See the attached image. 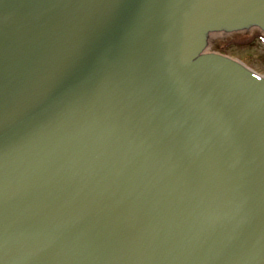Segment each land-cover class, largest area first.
Masks as SVG:
<instances>
[{"label": "water", "instance_id": "1", "mask_svg": "<svg viewBox=\"0 0 264 264\" xmlns=\"http://www.w3.org/2000/svg\"><path fill=\"white\" fill-rule=\"evenodd\" d=\"M264 0H0V264H264V77L209 35Z\"/></svg>", "mask_w": 264, "mask_h": 264}, {"label": "rangeland", "instance_id": "2", "mask_svg": "<svg viewBox=\"0 0 264 264\" xmlns=\"http://www.w3.org/2000/svg\"><path fill=\"white\" fill-rule=\"evenodd\" d=\"M229 43L237 45H232L225 53L222 52ZM205 51L228 56L264 77V34L259 29L215 36L210 34Z\"/></svg>", "mask_w": 264, "mask_h": 264}, {"label": "trees", "instance_id": "3", "mask_svg": "<svg viewBox=\"0 0 264 264\" xmlns=\"http://www.w3.org/2000/svg\"><path fill=\"white\" fill-rule=\"evenodd\" d=\"M232 45H237V44L236 43H229V44L225 45V47H224L225 49L221 50V51L225 53L228 50V48L231 47Z\"/></svg>", "mask_w": 264, "mask_h": 264}, {"label": "bare ground", "instance_id": "4", "mask_svg": "<svg viewBox=\"0 0 264 264\" xmlns=\"http://www.w3.org/2000/svg\"><path fill=\"white\" fill-rule=\"evenodd\" d=\"M219 35V34H218ZM215 36V35H214Z\"/></svg>", "mask_w": 264, "mask_h": 264}]
</instances>
